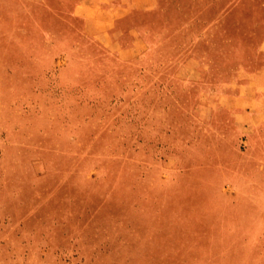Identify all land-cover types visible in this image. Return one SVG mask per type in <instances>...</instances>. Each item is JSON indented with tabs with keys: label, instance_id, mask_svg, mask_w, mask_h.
I'll list each match as a JSON object with an SVG mask.
<instances>
[{
	"label": "rangeland",
	"instance_id": "1",
	"mask_svg": "<svg viewBox=\"0 0 264 264\" xmlns=\"http://www.w3.org/2000/svg\"><path fill=\"white\" fill-rule=\"evenodd\" d=\"M0 264H264V0H0Z\"/></svg>",
	"mask_w": 264,
	"mask_h": 264
}]
</instances>
